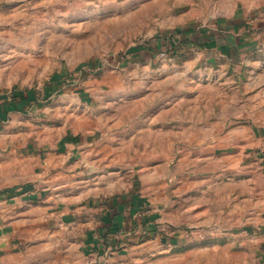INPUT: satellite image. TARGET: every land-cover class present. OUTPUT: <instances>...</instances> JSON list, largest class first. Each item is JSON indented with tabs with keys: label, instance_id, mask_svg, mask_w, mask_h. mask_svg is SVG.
Here are the masks:
<instances>
[{
	"label": "rangeland",
	"instance_id": "1",
	"mask_svg": "<svg viewBox=\"0 0 264 264\" xmlns=\"http://www.w3.org/2000/svg\"><path fill=\"white\" fill-rule=\"evenodd\" d=\"M9 177L28 263L264 264V0H0Z\"/></svg>",
	"mask_w": 264,
	"mask_h": 264
},
{
	"label": "crops",
	"instance_id": "2",
	"mask_svg": "<svg viewBox=\"0 0 264 264\" xmlns=\"http://www.w3.org/2000/svg\"><path fill=\"white\" fill-rule=\"evenodd\" d=\"M9 156L11 158L14 155L10 153ZM19 161H21V160H19L17 156L14 158L13 161H10V168H9L10 172H15L13 169H11V168H14V167H12V165L14 166V165L20 164ZM12 177H14V176H12ZM12 177H9L7 179V181H5V182L2 181V183H0V185L4 184L5 186L12 187V189L22 188L23 191H26L27 189H32L31 183L28 184V183H25L23 181L17 180L16 178L12 179ZM18 186H20V187H18ZM5 189L10 190L7 188H5ZM31 198H32V196H31ZM21 201L23 202L24 199H21V198L11 199L9 197H3V198L0 197V237L8 239V242H5V243L9 244L10 238L13 236H16V234L19 235L20 232L25 234L24 230H22L20 228V221L22 219H24L23 215L21 214V207L24 206L25 204L27 205L28 202H32V201L29 200L26 202V200H25V203H23V204ZM34 201H35V199H34ZM103 203H104L105 207L116 211V214L118 213L117 215L113 216V218L114 219L116 218L115 220L118 219L119 224H121V225L123 224V226H124L123 228L119 229L118 227H116V225L114 223H111L107 229L108 232L105 233L106 237L113 231V230H111V228L113 226L115 227V229L123 230V231H126L128 233L134 232V223H136L135 222L136 219L134 220L132 215L128 214V212L121 213L122 211H124L122 208H120V207H122L121 204H118L116 206L115 205L110 206V204L107 202V200H105ZM118 209H120V210H118ZM102 215L103 214H101V216ZM15 221H17V223H15ZM17 228H19L20 231H18ZM109 231H111V232H109ZM87 250H88V248H87ZM41 259H42V256L39 254V257L37 260L34 261V264H41ZM27 260H28V250L27 249H25L23 247L22 248H18V247L12 248L11 245H6V246L0 245V264H32V262L28 263ZM36 261H38V262H36Z\"/></svg>",
	"mask_w": 264,
	"mask_h": 264
},
{
	"label": "trees",
	"instance_id": "3",
	"mask_svg": "<svg viewBox=\"0 0 264 264\" xmlns=\"http://www.w3.org/2000/svg\"><path fill=\"white\" fill-rule=\"evenodd\" d=\"M173 37H174V36H173ZM173 37H172V38H173ZM170 42H172V41L170 40ZM170 45H171V44H170ZM162 47H163V48H162ZM166 47H167L166 42H165V41H164V42H161L159 47H154L155 50H154L153 52H155L157 48H162V49H164L165 51H167ZM176 47H178L177 44H175V45H171V48H172V49H175ZM152 49H153V48H152ZM152 49H151V50H152ZM10 109H12V106H11V105L7 106L5 111H10ZM110 220H112V219H110Z\"/></svg>",
	"mask_w": 264,
	"mask_h": 264
}]
</instances>
